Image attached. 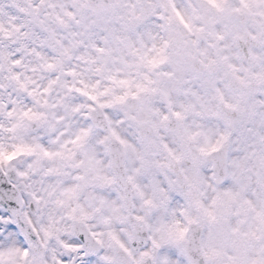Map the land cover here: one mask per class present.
<instances>
[{"label":"clouds","instance_id":"9594fccd","mask_svg":"<svg viewBox=\"0 0 264 264\" xmlns=\"http://www.w3.org/2000/svg\"><path fill=\"white\" fill-rule=\"evenodd\" d=\"M0 264H264V0H0Z\"/></svg>","mask_w":264,"mask_h":264}]
</instances>
